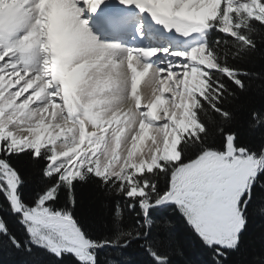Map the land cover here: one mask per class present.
I'll use <instances>...</instances> for the list:
<instances>
[{
	"label": "snow or ice",
	"instance_id": "snow-or-ice-1",
	"mask_svg": "<svg viewBox=\"0 0 264 264\" xmlns=\"http://www.w3.org/2000/svg\"><path fill=\"white\" fill-rule=\"evenodd\" d=\"M257 54L264 0H0V250L235 264L264 217V104L233 111Z\"/></svg>",
	"mask_w": 264,
	"mask_h": 264
},
{
	"label": "trees",
	"instance_id": "trees-1",
	"mask_svg": "<svg viewBox=\"0 0 264 264\" xmlns=\"http://www.w3.org/2000/svg\"><path fill=\"white\" fill-rule=\"evenodd\" d=\"M254 66L260 68L264 66V54H257ZM252 104L259 106L264 104V82L257 80L251 91L244 97L234 102L233 111L236 113L237 122L241 125L244 123V116L248 107ZM81 202L85 208H94L99 215L104 213V202L91 193L89 188L82 187L80 190ZM264 235V217L256 216L252 222L250 233L248 236V246L243 254L235 255L232 260L235 264H247L248 261L252 260L262 249L260 237ZM128 258L139 264L143 257L138 253V245H133L129 249ZM189 258L199 259V256L195 254L190 247L189 254L185 256L176 255L173 257L174 264H185ZM14 260L13 255L10 252L0 250V264H12Z\"/></svg>",
	"mask_w": 264,
	"mask_h": 264
},
{
	"label": "bare ground",
	"instance_id": "bare-ground-1",
	"mask_svg": "<svg viewBox=\"0 0 264 264\" xmlns=\"http://www.w3.org/2000/svg\"><path fill=\"white\" fill-rule=\"evenodd\" d=\"M143 85H141V87H142Z\"/></svg>",
	"mask_w": 264,
	"mask_h": 264
}]
</instances>
